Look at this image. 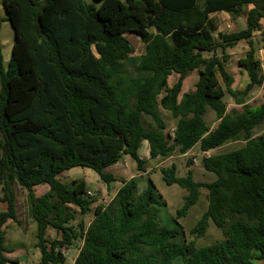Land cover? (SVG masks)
Instances as JSON below:
<instances>
[{
    "label": "trees",
    "instance_id": "1",
    "mask_svg": "<svg viewBox=\"0 0 264 264\" xmlns=\"http://www.w3.org/2000/svg\"><path fill=\"white\" fill-rule=\"evenodd\" d=\"M2 0L0 12V264L10 258L6 229L20 224L16 184L27 191L29 214L37 223L41 264H65L64 248L82 242L73 264H259L264 262V134L253 130L264 122V102L247 103L262 85V66L253 37L264 42V0ZM252 5L251 8L249 6ZM244 14V30L219 31L215 13ZM14 30V44L4 66L1 30ZM128 33L138 35L145 52L135 55ZM217 35V37H216ZM247 40L250 49L239 60L249 82L234 89L224 62L227 49ZM198 70L195 90L182 94L190 71ZM178 74L170 86L169 78ZM230 95L242 109H227ZM159 106L177 120L174 138ZM215 112L211 129L205 116ZM149 117V121L146 119ZM172 140V142H171ZM144 141L150 156L186 153L196 144L202 151L242 141L234 150L202 158L216 175L198 182L190 170L177 175L173 164L162 170L168 185L188 190L175 226L160 222L167 202L152 179L140 192L137 181L116 178L106 169L129 154L144 169L139 150ZM192 162V161H191ZM75 167L91 168L110 185L121 188L108 205L98 204L94 219L73 224L96 202L85 181L70 187L58 176ZM48 184L37 196L35 186ZM208 190V208L192 228L205 236L210 223L222 240L205 246L188 241L179 219ZM54 228L57 239L47 238Z\"/></svg>",
    "mask_w": 264,
    "mask_h": 264
},
{
    "label": "rangeland",
    "instance_id": "2",
    "mask_svg": "<svg viewBox=\"0 0 264 264\" xmlns=\"http://www.w3.org/2000/svg\"><path fill=\"white\" fill-rule=\"evenodd\" d=\"M84 1L86 3H97V4H99V2H96L95 0H84ZM126 36L135 48V55H141L142 53L145 52L146 44L142 41V39L139 36H137L136 34H133V33H128ZM1 37L5 41L4 66L7 67L9 60H10V57H11L12 47L14 44V30H13L12 25L9 21L6 22ZM233 51L235 52L234 57H233V61H231V63H228L227 67L230 71L236 72L235 74H237V77L239 78V75L237 73V70L239 67L237 57L244 54L245 50L242 49L241 46H238ZM198 75H199L198 71L191 73V76L189 77V79L187 81V83L188 82L189 83L187 85H185L184 91H187V89H194L195 88V82H196ZM178 77H179L178 74H173L169 78V83L174 84L175 81H177ZM193 77H194V82L192 80ZM187 86H189V88ZM248 99H250L251 100L250 103H252L254 105H258V104L264 102V83L260 86H257V89L253 90L249 94ZM225 101L227 102V104H229V107L232 108L231 100L229 99V96H227V98H225ZM159 109H160L162 116L164 117V119L168 123L167 130L169 131L175 125V121L173 120V117L170 114V112L164 110L161 106H159ZM213 113L214 112L212 110L208 111V113H207L208 114L207 115L208 121L210 120L211 114L215 115ZM146 119L148 121L150 120L149 117H146ZM262 133H264V124L259 126L255 130L256 135H260ZM242 144H243V142H241V141L230 142L224 148L218 150V152H211V155L228 152L230 150H233L235 148L240 147ZM199 150L200 149L198 148V151ZM198 151H197V149L194 150L193 153H195V154L187 156L186 158L174 157L170 160H166L164 158H159L158 160H152L151 163H147L145 165V167H147V166L153 167V173L151 174L152 180L154 181V184H155V187H156L158 193L167 202V205L165 207H162L161 212H160V222H161V224H163L165 226H170V227L175 226L174 217L177 216V211L184 206L186 196L188 195V190L181 187L178 184L168 185L164 180V175H163V172L161 170V167H156V164H160V162L164 161V163L161 165H165V167L166 166L171 167L172 162L175 161V163L177 164V175L186 176L188 173L187 167L191 166V167L195 168L194 170H195L196 179H199L202 182L212 181L213 179L216 178V175L214 173L207 172L204 169L203 164H202V157L199 155ZM219 152H221V153H219ZM195 159L197 161H194ZM154 161H157V162L154 163ZM132 163H135V161L134 162L130 161V163L128 165L129 170L135 171L137 166H135V165L133 166ZM76 173H78L79 175H83L87 179V182L89 184L87 191H91L92 196H94V198L96 199V202H95V204L92 205V210L90 212H88L87 214L82 215L79 212L77 214L76 220L73 221V224L77 225L80 221H82L85 225H89V223L94 219V216H95L94 211H95V208L97 207V205L98 204H101L104 206L108 205L109 202L112 200L113 195L117 191V187L119 184H113L112 188H108L106 190L105 189V183L101 180L99 174L96 171L92 170L91 168L75 167V168L70 169L68 171V174H76ZM136 181L138 183V190L140 192L145 190V188L147 187V185L149 183L148 178L146 176L142 179L139 178ZM17 191H18V201H17L18 211H19L20 217L23 219L22 220L23 223L25 225H27L29 223V220L30 221L33 220L29 214L27 196H26V194H24V190L22 188H20V186H18ZM1 205L6 206V204L0 202V211L3 209V206H1ZM207 208H208V190L206 188H202L201 189V195H200L198 202L190 208L188 214L185 217H182L179 219V222L182 224V226L184 227V229L186 231L188 241L194 240L196 242V245L199 247L211 244L213 242L222 240L224 238L222 231L220 229H218L213 222L210 223V227L208 228L205 236H203L201 238H197L191 234L192 228H194V226L202 218V216L205 213V211L207 210ZM55 233L56 232L54 230V233L51 234L52 238H57ZM79 244H80V242H78L77 246ZM67 253H68V257H67V261L65 264H73L75 258L77 257L76 255L78 254L77 249L70 247L69 249H67ZM257 262L259 264H264L263 261H257ZM174 264H183L182 258H178L174 262Z\"/></svg>",
    "mask_w": 264,
    "mask_h": 264
},
{
    "label": "crops",
    "instance_id": "3",
    "mask_svg": "<svg viewBox=\"0 0 264 264\" xmlns=\"http://www.w3.org/2000/svg\"><path fill=\"white\" fill-rule=\"evenodd\" d=\"M251 7H252V5L249 6V8H251ZM0 12H1L2 15H6L5 8H4L3 4H2V0H0ZM214 16L216 17V19L218 21L219 31L220 32L233 33V32H238V31L244 30L247 27V19H246V16L244 14H241L239 16H233L229 12L221 11V12L215 13ZM261 22H262L263 30H264V19H262ZM5 24H6V22L3 23L2 30H1V35H2V32H3V29H4ZM260 33L261 32L259 31V32H257L255 34V36L253 37V41L256 43L255 45L257 46L256 58L261 63V66H262V74H263V77H264V42L263 43H260L259 42V40H260ZM216 37H217V35H216ZM1 40H2V44H3V53H4L5 41H4V39L2 37H1ZM238 46H241V48L245 50L244 54H242L239 57H237L238 64H239V60L241 58L245 57L247 51L250 49V45L247 42V40H240L235 46L230 47V48L227 49L229 58H228L227 61L224 62V66H225L227 72L234 77V80H235V82L233 84L234 89L243 90L247 86V84L249 82L248 72L246 70L242 69L239 66L238 67V70H237V73L239 75V78H238L237 77V74H235L236 72L230 71L228 69V67H227V64L228 63H231V61H233V57H234V53H235L233 50L236 47H238ZM4 59H5V56H4ZM197 71L198 70L196 69V70L190 71L187 74V76H186V78L184 80V83H183L182 94H184L185 92H190V91H194L195 90V88H194V89H187V91H184V87H185V85H187L189 83V82L187 83V81H188L189 77L191 76V73H194V72H197ZM198 79H199V75H198V77L196 79L195 86H196V83H197ZM192 80L194 82V77H193ZM169 85L172 86L173 84L169 83ZM187 87L189 88V86H187ZM255 89H257V86H256V88L252 89L251 92L253 90H255ZM227 96H229V99L231 100V106H232V108H230L229 107V104H227V109L228 110H231V109L241 110L242 109V104L237 103L236 100L233 97H231L230 95H226L225 98H227ZM248 96L246 98L247 103H249L251 105H254V104L250 103L251 100L248 99ZM254 106H256V105H254ZM213 114H215V112ZM207 115L208 114H206L205 119H206L208 125L211 127V129H214L218 125V122L219 121L217 120L216 115H212V114H211L210 120L208 121L207 120ZM173 120L175 121V125L172 128H175V126L177 124V120L174 119V118H173ZM166 124H167V128H168L167 121H166ZM263 124H264V122L262 124L258 125L253 130L252 133H253V136L254 137H259L260 135L264 134V133H262L260 135H256L255 134V130L259 126H261ZM166 134H167V136L169 134V131L167 129H166ZM172 138H174V136ZM171 142H172V140H171ZM227 144L228 143L224 144L223 146H221L219 148H215V149H212V150H209V151H202L200 149V145L199 144H196L192 149L188 150L186 153H181L180 150H179V148H176L172 152V154H170L168 156H157L155 158H152L150 156V145H149V142L148 141H144L142 143L141 147H140V150H139V153H140L141 158H143L146 161V163L144 164V169L139 170L138 167H136V170L135 171H133V170L130 171L128 165H129L130 161L131 162H134L135 160L129 154H126V155H122V157L120 158L119 162L116 163L115 165L111 166V167H108L106 169V171L112 173L116 178L124 177L127 180L132 179V178H134L135 180H138L139 178L142 179V178H144L146 176L148 178V181H149V179H152L151 174L153 173V167H151V166L145 167V165L147 163H151L152 160H158L159 158H164L166 160H170V159H172L174 157L186 158L187 156H190L192 154H195L193 152L196 149L198 151V148L200 149L198 151V153H199V155L202 158L205 157V156L206 157H209V156H212L211 155V152H218V150L224 148ZM242 145H244V142H243ZM219 153H221V152H219ZM214 155H218V154H214ZM156 162L157 161H154V163H156ZM163 163H164V161L160 162V164H156V167H161V170H163L164 168H169L168 166L165 167V165H161ZM132 164H133V166L134 165L137 166L136 161H135V163H132ZM173 164H175L176 167H177V164L175 163V161L172 162V165ZM194 169L195 168L194 167H191V166L190 167H187L188 172L190 170H192L194 180L195 181H198V182H202L199 179H196V177H195V170ZM68 171L69 170H66V171L62 172L58 176V178L62 182H64L68 186L72 187L77 182L85 181L87 183V188L89 187V184L87 182V179L83 175H79L78 173H76V174H68ZM207 172H209V171H207ZM211 173H213V172H211ZM215 179H213L212 181H209V182H213ZM113 184H119L118 187H117V191L113 195V198H114V196L116 195V193L118 192V190L121 188V186L123 184H122V182L120 180L113 181L110 185H107L105 183V189L107 190L108 188H112ZM18 186H20V188H22L24 190V194H26V196H27L26 189H24L21 185L16 184V186H15L16 206H17V201H18V191H17ZM148 186H149V183H148L147 187ZM49 188L50 187H49L48 184H39V185H36L35 186V192H36L37 196H42L46 192L49 191ZM2 203H4V202H2ZM1 206H3V209L1 211H3V210L6 209V206L5 205H1ZM17 213H18V219L20 221V224H17V223H14V222L10 221L9 224H8V227L6 229V233H7L6 234V245L8 246V248L10 250V252L8 253V256L10 258L17 259L19 261V264H41V261H42V253H41L40 248L37 246V236H36V234H37V223L34 220L31 219L32 221L29 220V223L27 225H25L23 223V221H22L23 219L20 217V214H19V211H18V207H17ZM54 230L55 229L54 228H51V227L47 229V238L48 239H57L58 238V234H57L56 230H55V232H56L55 234H56L57 238H52L51 234L54 233ZM77 244L78 243H76L75 245H72L71 247H73L74 249L76 248L77 251H78V254H79L80 248L82 246V242H80V244L78 246H77ZM69 248H65L63 250L64 253H65V255H66V257H68L67 249H69Z\"/></svg>",
    "mask_w": 264,
    "mask_h": 264
},
{
    "label": "built area",
    "instance_id": "4",
    "mask_svg": "<svg viewBox=\"0 0 264 264\" xmlns=\"http://www.w3.org/2000/svg\"><path fill=\"white\" fill-rule=\"evenodd\" d=\"M168 135L173 137V136L175 135V128H171V129L169 130V134H168ZM194 161H197V160L195 159ZM88 194H89L90 196H92L91 191H88Z\"/></svg>",
    "mask_w": 264,
    "mask_h": 264
}]
</instances>
